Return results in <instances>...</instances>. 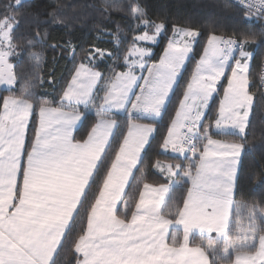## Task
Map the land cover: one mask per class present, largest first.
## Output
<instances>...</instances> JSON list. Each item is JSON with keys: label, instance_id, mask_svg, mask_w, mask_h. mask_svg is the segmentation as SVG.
<instances>
[{"label": "snow or ice", "instance_id": "6c2138e0", "mask_svg": "<svg viewBox=\"0 0 264 264\" xmlns=\"http://www.w3.org/2000/svg\"><path fill=\"white\" fill-rule=\"evenodd\" d=\"M24 2L11 0L0 12V86L11 90L20 83L19 95L0 100V264H57L69 240L72 264H264V207L236 199L257 102L247 47L257 37L210 33L169 115V102L200 30L173 24L172 38L153 61L151 49L136 42L155 43L166 21L150 19L141 0H104L101 11L126 10L137 27L154 33L145 30L134 36L123 57L126 71L114 68L108 75L89 65L112 53L93 46L88 63H79L53 102L35 91L44 83L41 53H31L35 83L18 81L10 60L18 54L15 31ZM239 4L246 19L264 20V0ZM47 36L46 31L43 36L34 33L37 42ZM27 46L34 47V42ZM68 47L75 53L74 45ZM258 91L264 99V73ZM120 112L127 123L116 140ZM90 114L94 120L79 137L78 128ZM165 117L168 125L154 146L157 125ZM157 149L175 154L177 160L152 164L166 184L147 182V154ZM181 182L184 193L173 198ZM242 211L247 213L246 225Z\"/></svg>", "mask_w": 264, "mask_h": 264}, {"label": "trees", "instance_id": "16d2710c", "mask_svg": "<svg viewBox=\"0 0 264 264\" xmlns=\"http://www.w3.org/2000/svg\"><path fill=\"white\" fill-rule=\"evenodd\" d=\"M10 2L11 0H0V12L3 11L4 5ZM113 2L122 3L123 0H113ZM103 3L104 0H25L18 13L20 27L15 31L18 54L10 58L15 65L18 81L36 82V69L31 53H41L43 63L39 74L43 77L44 83L37 84L35 91L37 96L55 102L79 63H88L87 53L93 50V46L112 55L95 59L89 66L94 65L96 70L105 75L111 73L114 68L116 71H126L123 57L132 47L134 36L142 34L145 30L153 33L154 29H145L142 25L137 27V22L128 16L126 10L110 8L101 11ZM141 3L146 6L150 19L156 22L166 21V30L171 31L172 25L178 24L198 28L201 33L194 45V54H191L184 69L180 86L169 102V115L176 110L177 101L184 90V83L194 71L210 33L230 35L233 32L237 34L243 32L257 37L256 42L247 47L253 57L250 79L251 90L257 93V102L251 116V126L239 168L236 199L243 204L264 207V99L259 97L258 91V78L264 55V40L260 39V33L264 31V20L246 19L242 14L241 6L232 0H141ZM37 31L41 36L46 31L47 39L35 41L34 33ZM29 40L34 42V47L27 46ZM117 41H119L118 46ZM52 44L57 47H51ZM69 44L75 46V53L68 47ZM19 92L20 83L11 90L0 88L1 98L19 95ZM217 104L218 100L211 106V111L208 113L210 119L215 117ZM32 119L36 120L37 117L34 115ZM117 119L122 126L116 134V140H119L120 132L127 123V117L117 115ZM93 120L94 116L90 114L88 121L82 123L78 129L79 137L85 136ZM142 121L151 122L148 119ZM167 125V117L162 123H158L159 134H155L154 146L160 143L161 135ZM32 132L33 125L30 123L29 138ZM217 138L233 139L232 137ZM156 160L163 164L175 163L177 162L175 155L159 149L147 154L146 162L149 165L147 182L154 185L166 184L168 181L164 175L152 167ZM183 193V182H181L180 186H175L173 189L172 197L178 199ZM241 222L243 225L248 222L245 211L241 212ZM75 231L73 227V234ZM70 242L69 240L65 244L64 249L56 257L57 264H72Z\"/></svg>", "mask_w": 264, "mask_h": 264}, {"label": "rangeland", "instance_id": "374dc122", "mask_svg": "<svg viewBox=\"0 0 264 264\" xmlns=\"http://www.w3.org/2000/svg\"><path fill=\"white\" fill-rule=\"evenodd\" d=\"M154 31V30H152ZM154 33V32H153ZM153 33H149L150 35L153 34ZM173 36V32L172 30L169 31L168 29L163 31L158 37H157V40L155 43L151 42V41H137L136 44L138 47H142V48H149L151 49V52H152V57L151 59L153 61H157L158 58L162 55L163 53V50L166 48L167 46V43L169 41V39H171ZM178 38V37H177ZM191 56V54H190ZM129 60H132V59H138V57L136 56H129L128 57ZM147 59V57L145 58ZM188 62V61H187ZM186 62V64H187ZM251 63V62H250ZM186 67V65H185ZM185 69V68H184ZM146 74V73H145ZM221 83L223 84H226L225 81H221ZM2 89H8L6 88L5 86H0ZM126 115V114H125ZM173 154V153H172ZM175 155V154H173Z\"/></svg>", "mask_w": 264, "mask_h": 264}, {"label": "built area", "instance_id": "2783aa9c", "mask_svg": "<svg viewBox=\"0 0 264 264\" xmlns=\"http://www.w3.org/2000/svg\"><path fill=\"white\" fill-rule=\"evenodd\" d=\"M234 1L235 3L239 4V0H232ZM240 5V4H239ZM241 6V5H240ZM238 55V54H237ZM253 59V57H252ZM261 73H264V55H263V59H262V65H261V68H260V72H259V78H258V87L260 88V74ZM127 117V116H126ZM144 120V119H142ZM178 186H180V184H178Z\"/></svg>", "mask_w": 264, "mask_h": 264}, {"label": "crops", "instance_id": "0c3cea01", "mask_svg": "<svg viewBox=\"0 0 264 264\" xmlns=\"http://www.w3.org/2000/svg\"><path fill=\"white\" fill-rule=\"evenodd\" d=\"M251 66H252V63H250V68H249V74H250V70H251ZM1 88V87H0ZM3 98H1V96H0V100H2ZM0 109H2V105H0ZM117 115H125V113L124 112H120V113H118ZM251 119V118H250ZM150 121V120H149ZM141 122H144V121H141ZM144 123H146V122H144ZM82 125V124H81ZM80 125V126H81ZM29 126H30V124H29ZM80 126H79V128H80ZM78 128V129H79ZM166 153H171V152H166ZM172 154V153H171ZM173 155V154H172ZM242 157H243V155H242ZM242 157H241V160H242ZM162 165H164L163 163H161ZM238 176H239V174H238ZM177 186V185H176ZM171 231V230H170ZM213 236H215V233H213Z\"/></svg>", "mask_w": 264, "mask_h": 264}, {"label": "water", "instance_id": "95a60500", "mask_svg": "<svg viewBox=\"0 0 264 264\" xmlns=\"http://www.w3.org/2000/svg\"><path fill=\"white\" fill-rule=\"evenodd\" d=\"M73 57V54H72V56H71V58Z\"/></svg>", "mask_w": 264, "mask_h": 264}]
</instances>
